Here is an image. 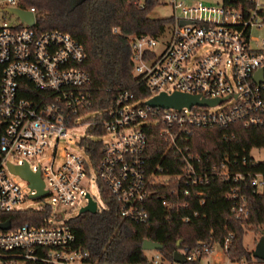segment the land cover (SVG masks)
Here are the masks:
<instances>
[{
    "label": "built area",
    "instance_id": "2783aa9c",
    "mask_svg": "<svg viewBox=\"0 0 264 264\" xmlns=\"http://www.w3.org/2000/svg\"><path fill=\"white\" fill-rule=\"evenodd\" d=\"M250 2V6L174 2L180 15L173 14L166 35L164 29L156 36L130 37L132 75L148 95L136 97L121 90L95 108L90 75L82 67V45L65 31L35 29L34 7L24 9L19 0H0V12L8 14L0 24V224H10L8 229L0 228V264H96L88 260L90 252L72 248L75 236L68 219L53 211L55 205L74 207L80 201L81 207L86 206L89 198L96 211L106 209L112 200L123 219L145 224L151 187L172 184L171 195L197 196L203 204L209 179L218 178L231 185L225 194L232 201L231 213L237 219L248 216L245 191L258 193L264 188V170L241 169L262 162L251 156L253 148L241 159L224 152L208 168L206 159L191 150L190 140L195 129L264 126V40L252 34L264 26V0ZM8 8L30 11L33 24L7 12ZM162 92L217 102L179 109L147 103ZM79 125L85 134L73 141L69 132ZM150 127L157 129L165 149L148 169L145 150ZM232 137L223 134L225 140ZM52 139L48 162L34 164ZM59 139L78 145L80 152L66 151L55 164ZM169 153L176 155L178 172L169 171ZM9 164H27L30 171H39L45 193L36 196V189L14 174ZM14 176L27 183L28 192ZM88 183L95 185L100 203ZM35 198L48 202L38 209L17 208L25 199ZM162 204L175 206L166 199ZM47 206L51 212L40 224L13 227L1 217L15 210L43 211ZM182 206L188 209L189 202ZM189 218L186 214L183 220ZM228 242L197 240L193 246H181L176 251L183 263L164 261L154 250L143 264H264L260 259L231 260L226 255Z\"/></svg>",
    "mask_w": 264,
    "mask_h": 264
},
{
    "label": "trees",
    "instance_id": "16d2710c",
    "mask_svg": "<svg viewBox=\"0 0 264 264\" xmlns=\"http://www.w3.org/2000/svg\"><path fill=\"white\" fill-rule=\"evenodd\" d=\"M158 3V0H19L21 8H35V29L65 31L82 45L85 51L82 67L90 75L95 108L107 104L111 96L121 90L133 92L136 97L148 95L142 82L132 75L130 37L156 36L170 25L172 16L152 18L148 15ZM223 4L250 6L251 2L223 0ZM225 133L233 137L225 140ZM190 147L206 159L208 168L224 152L241 159L248 156L251 148L264 147V126L244 128L233 124L195 129ZM164 149L165 143L157 129H147L145 157L148 169L159 162ZM173 158L176 155L169 153L168 159L172 162L169 171L178 172ZM161 163L165 164L164 160ZM241 169L264 170V161ZM171 185L151 187L145 204L149 216L145 224L123 219L112 200L106 209L68 218L67 224L75 236L72 248L90 252L88 260L96 264H143L148 261L142 249L144 240L161 244L158 251L162 259L173 262L172 255L178 242L181 247L193 246L197 240L223 244L228 239L226 255L231 260H259L245 248L243 236L247 229L261 230L264 226V188L258 193L245 191L249 214L237 219L231 213L232 201L225 196L231 186L229 183L210 178L204 188L203 204L197 196L171 195L170 190L174 187ZM165 199L173 201L175 206H164L162 200ZM177 202L180 205H176ZM185 202H189L188 209L182 206ZM50 212L51 208L47 206L43 211L15 210L1 214V217L9 219L14 227L23 223L40 224ZM186 214L190 215L188 221L183 220Z\"/></svg>",
    "mask_w": 264,
    "mask_h": 264
},
{
    "label": "rangeland",
    "instance_id": "374dc122",
    "mask_svg": "<svg viewBox=\"0 0 264 264\" xmlns=\"http://www.w3.org/2000/svg\"><path fill=\"white\" fill-rule=\"evenodd\" d=\"M159 3L149 12V16L152 18H166L169 16H173L174 13L177 15H180L179 8L174 7V2H181L182 5H193L198 2L203 4H209V5H221L223 3V0H158ZM8 17V14H5L3 12H0V24H1V18ZM7 19V18H6ZM165 35L168 33V28H165ZM253 36L258 37L260 39L264 40V26L260 29L256 28L253 30ZM216 109V108H213ZM85 134L84 126L79 125L72 129L69 132L70 138L73 141H78L80 138H82ZM54 145V139L51 140V146L48 149V151L44 155H39L36 158L33 159L34 164H37L38 162L43 166L45 165L52 154V147ZM66 151L73 152V153H79L80 150L78 148V145L76 144H70L67 142L66 139H59L57 143L56 148V154H55V164L61 162L64 159V154ZM251 156L254 158L255 161H264V147L263 148H253L250 151ZM34 164H31L32 166ZM16 182L23 188L26 192H28L27 183L21 179L18 176H14ZM88 190L95 196L98 203H100L99 195L95 189V185L93 183H88L87 185ZM46 201L47 199H25L23 202H21L17 208L18 209H38L42 203ZM84 204L83 201H80L76 206L74 207H68L64 205H55L53 206V211L57 213H62L64 215V219H68L69 217H72L77 214L79 208ZM264 228V226H263ZM262 228V229H263ZM261 229V230H262ZM261 230H253V229H247L244 236H243V245L245 248H247L249 251H253L257 242L259 241L261 237ZM146 255L148 257H152L155 253L154 250H145Z\"/></svg>",
    "mask_w": 264,
    "mask_h": 264
},
{
    "label": "water",
    "instance_id": "95a60500",
    "mask_svg": "<svg viewBox=\"0 0 264 264\" xmlns=\"http://www.w3.org/2000/svg\"><path fill=\"white\" fill-rule=\"evenodd\" d=\"M7 12L14 13L20 17L22 21H25L29 25H32L34 22V16L30 11L22 10L20 8H8ZM185 23L181 21V24ZM259 75V74H257ZM216 100H208V99H199L197 96H192L184 93L174 92L170 95L162 92L159 95L154 96L149 99L147 103L151 106H160V107H173V108H181L182 106L190 107L192 104L196 103L199 105H212L215 104ZM9 169L14 173L19 175L21 178L27 180L31 187L36 189V196H42L45 192L43 190V182L40 179L39 171L32 172L29 170L27 164L23 165H12L9 164ZM82 212H96V204L90 198L88 200V204L86 206L81 207L78 210V214ZM9 222H5L0 224V228L8 229ZM179 242L176 244V249L179 248ZM162 245L151 240H144L142 243L143 250H160ZM253 257L264 260V228L261 230V237L257 242L254 250L252 251ZM172 259L175 262L183 263L184 259L179 252L176 250L173 252Z\"/></svg>",
    "mask_w": 264,
    "mask_h": 264
}]
</instances>
